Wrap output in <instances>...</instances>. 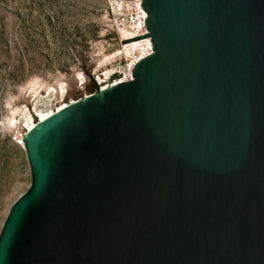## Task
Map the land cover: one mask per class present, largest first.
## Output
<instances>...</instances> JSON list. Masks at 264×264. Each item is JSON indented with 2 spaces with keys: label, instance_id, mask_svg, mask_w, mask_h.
<instances>
[{
  "label": "water",
  "instance_id": "obj_1",
  "mask_svg": "<svg viewBox=\"0 0 264 264\" xmlns=\"http://www.w3.org/2000/svg\"><path fill=\"white\" fill-rule=\"evenodd\" d=\"M131 79L23 137L0 264H264V0H141Z\"/></svg>",
  "mask_w": 264,
  "mask_h": 264
},
{
  "label": "rangeland",
  "instance_id": "obj_2",
  "mask_svg": "<svg viewBox=\"0 0 264 264\" xmlns=\"http://www.w3.org/2000/svg\"><path fill=\"white\" fill-rule=\"evenodd\" d=\"M125 1L0 0V233L31 183L25 150L11 139L14 108H24L17 122L28 111L35 121L92 93L96 75L127 72L119 29L130 12L117 8Z\"/></svg>",
  "mask_w": 264,
  "mask_h": 264
},
{
  "label": "bare ground",
  "instance_id": "obj_3",
  "mask_svg": "<svg viewBox=\"0 0 264 264\" xmlns=\"http://www.w3.org/2000/svg\"><path fill=\"white\" fill-rule=\"evenodd\" d=\"M117 8L119 9L120 12H122L123 10H126L128 12L131 11L143 12L141 8V0H127L123 3H119ZM143 14L145 13L143 12ZM119 35L121 41L124 42V44H122L123 52L127 58L129 57L131 59V63L128 65L127 72H124L119 76H116V72L114 73L109 70H106L101 75H96L99 91L131 79V70L133 65L135 64V61L145 56L146 55L145 50L147 49L148 46H150L149 40H142L143 38L141 37L138 38L129 37L127 31L123 28L119 29ZM62 91L64 90L62 89ZM85 97H88V95H85ZM74 102L76 101L70 100L69 103L68 102L62 103L58 107L52 109L51 111H48L45 114H39V118H37L35 121L33 120V116L31 115V113L28 111L27 114L23 116L24 119L20 123L17 122V118L15 116L19 114L21 111H24V108H22L21 106H16L14 108L13 116L9 120V122L11 123L12 128L18 127V124L19 125L23 124L22 125L23 127H21L23 132L22 135V140H23V137L26 134V132L32 129L37 123L43 121L44 119L52 115L54 112H57ZM22 148L24 149L23 142H22Z\"/></svg>",
  "mask_w": 264,
  "mask_h": 264
},
{
  "label": "built area",
  "instance_id": "obj_4",
  "mask_svg": "<svg viewBox=\"0 0 264 264\" xmlns=\"http://www.w3.org/2000/svg\"><path fill=\"white\" fill-rule=\"evenodd\" d=\"M143 12L142 11H139V12L132 11V12L124 15V21L127 24V28H125V30L127 31L129 37H134V38L141 37V38H143V40H149V42H150V39L145 37V35L147 34V30H146L145 24H144V22L146 20V13L144 12L145 14H143ZM145 53H146V55L143 56L142 58H144V57H146L152 53L151 43H150V46H148L147 49L145 50ZM139 60H137V61H139ZM137 61H135V63ZM131 72H132V70H131ZM93 93H94V91L92 93L88 94V96L93 94ZM22 135H23V132H22L21 128L13 127L11 129V139H12L13 143L17 144L18 146H22V142H23Z\"/></svg>",
  "mask_w": 264,
  "mask_h": 264
}]
</instances>
